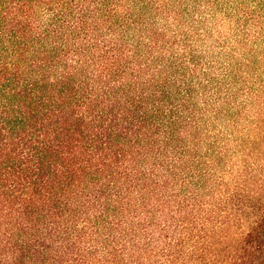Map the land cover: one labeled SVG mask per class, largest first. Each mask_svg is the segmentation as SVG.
Masks as SVG:
<instances>
[{"label": "trees", "instance_id": "obj_1", "mask_svg": "<svg viewBox=\"0 0 264 264\" xmlns=\"http://www.w3.org/2000/svg\"><path fill=\"white\" fill-rule=\"evenodd\" d=\"M0 264H264V0H0Z\"/></svg>", "mask_w": 264, "mask_h": 264}]
</instances>
